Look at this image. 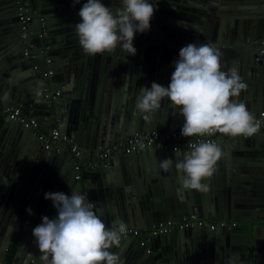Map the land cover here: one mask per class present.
Instances as JSON below:
<instances>
[{
	"label": "water",
	"instance_id": "obj_1",
	"mask_svg": "<svg viewBox=\"0 0 264 264\" xmlns=\"http://www.w3.org/2000/svg\"><path fill=\"white\" fill-rule=\"evenodd\" d=\"M31 1L34 48L27 56L14 0H0V108L19 107L39 122V132L56 129L67 140L45 147L32 129L0 115V260L12 251V264H38L32 230L43 216L57 215L45 193L70 196L73 188L95 203L93 210L108 227L123 220L142 229L190 214L237 221L232 228L211 230L207 224L148 235L143 244L123 239L121 248L112 250L125 264H225L234 253L240 264H264V128L252 137L218 139L223 155L204 181L207 192L183 190L174 165L167 172L160 168L167 158L179 162L189 148L152 145L122 153L107 167L82 169L78 178L70 152L75 145L90 161L109 142L135 132L181 129L184 118L167 98L148 120L135 102L140 87L169 85L174 61L189 43L214 44L223 71L238 67L247 89L233 99L256 117L264 110V0H148L156 17L149 31L134 35V56L119 47L96 56L83 52L74 25L87 0ZM102 2L113 10L122 7L121 0ZM39 17L47 30L42 38ZM47 70L52 75L45 76ZM59 89V96L48 97Z\"/></svg>",
	"mask_w": 264,
	"mask_h": 264
},
{
	"label": "clouds",
	"instance_id": "obj_2",
	"mask_svg": "<svg viewBox=\"0 0 264 264\" xmlns=\"http://www.w3.org/2000/svg\"><path fill=\"white\" fill-rule=\"evenodd\" d=\"M121 3L122 7L115 10L102 0L83 4L78 13L81 22L74 29L86 55L112 53L117 47L125 55L136 54L134 35L150 30L157 9L148 0ZM221 57L214 44L189 43L182 47L169 85L153 82L150 88L140 87L136 111L148 120L167 98L184 118L183 137H210L217 132L231 137L256 135L261 131V122L245 104L233 99L247 89V84L237 66L221 70ZM222 155L215 141L200 139L190 144V150L183 152L179 162L167 158L159 164L165 172L175 166L183 190L207 192L209 184L204 181L213 176ZM45 199L53 202L57 215L51 219L43 216L42 223L32 230L41 253L38 264H125L119 252L112 250L120 249L128 234L123 220L106 226L93 210L95 205L73 188L70 196L47 192ZM225 264H240L239 255L227 257Z\"/></svg>",
	"mask_w": 264,
	"mask_h": 264
},
{
	"label": "built area",
	"instance_id": "obj_3",
	"mask_svg": "<svg viewBox=\"0 0 264 264\" xmlns=\"http://www.w3.org/2000/svg\"><path fill=\"white\" fill-rule=\"evenodd\" d=\"M15 3V15L16 20L19 27L20 39L24 44V55H29L34 48L33 44L30 42L29 35L31 34V30L29 29V24L31 22V0H14ZM34 12V11H33ZM154 18V15H153ZM39 31L37 32V37L42 38L46 35V26L43 23V17H39ZM264 43V38H263ZM264 53V49L261 50ZM36 68V66H34ZM45 76L52 75V70H47L44 72ZM60 95V91H56L48 95V97L56 98ZM0 115L5 117L8 116L10 119L15 120L23 127L32 129L37 133L41 143L45 147H49L51 145H63L67 138L64 134L60 133L58 130L54 129L50 135L44 132L38 131L39 122L33 117H27L23 114L22 109L16 106L4 107L0 108ZM257 120L261 122V128H264V110H261L258 115L255 117ZM232 138L231 136L222 135L220 133H216L213 136H205V137H183L181 135V129H172V130H145L138 131L132 135L126 136L122 139H117L109 142L105 147L99 150L96 159L87 161L80 157V152L76 149L75 145L70 146V152L73 157H75L74 163V171L76 172L75 177H79L80 171L84 168L86 169H96L100 166L107 167L109 165V160L113 156H117L119 154H136L140 152L143 148L148 146H156L159 149L164 150H176L180 147L189 148L192 142H195L200 139L204 140H213L215 142L220 140H228ZM142 145V146H141ZM94 205L95 203L91 201ZM209 225L211 230H214L217 227H236L237 221L235 220H226V219H217L215 221L208 220L206 218L198 217L194 214L186 215L181 220L177 221H166V222H158L152 224L148 228H129L128 234L124 238H138L140 239V243L143 244L146 241L148 235H152L154 237L166 235L172 232L175 229L183 230L186 228H190L192 226H205ZM0 264H12L9 262H5L0 260Z\"/></svg>",
	"mask_w": 264,
	"mask_h": 264
},
{
	"label": "crops",
	"instance_id": "obj_4",
	"mask_svg": "<svg viewBox=\"0 0 264 264\" xmlns=\"http://www.w3.org/2000/svg\"><path fill=\"white\" fill-rule=\"evenodd\" d=\"M59 91H60V94H61V93H62V90L59 89ZM22 112H23V111H22ZM23 114H24V113H23ZM24 115H25V114H24ZM27 117H32V116H31V114H29V116H27ZM43 212H44V211L41 210L39 213L42 215ZM32 217H33L32 220H37L39 216H38V215H33ZM210 220H211V221H215V220H217V219L214 218V217H210ZM26 250H27V252H28V251H29V248H27ZM8 253H10V254L8 255V256H10V262H9V263H13L14 260H13V258H12V251H10V252L8 251ZM5 262H6V261H5Z\"/></svg>",
	"mask_w": 264,
	"mask_h": 264
},
{
	"label": "trees",
	"instance_id": "obj_5",
	"mask_svg": "<svg viewBox=\"0 0 264 264\" xmlns=\"http://www.w3.org/2000/svg\"><path fill=\"white\" fill-rule=\"evenodd\" d=\"M6 262H10V256L5 259Z\"/></svg>",
	"mask_w": 264,
	"mask_h": 264
},
{
	"label": "flooded vegetation",
	"instance_id": "obj_6",
	"mask_svg": "<svg viewBox=\"0 0 264 264\" xmlns=\"http://www.w3.org/2000/svg\"><path fill=\"white\" fill-rule=\"evenodd\" d=\"M16 16V15H15ZM156 17V15L154 14V18ZM154 18H152V19H154Z\"/></svg>",
	"mask_w": 264,
	"mask_h": 264
}]
</instances>
